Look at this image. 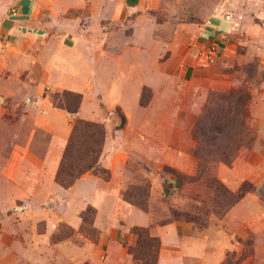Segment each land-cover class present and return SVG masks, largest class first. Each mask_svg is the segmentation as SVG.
Returning a JSON list of instances; mask_svg holds the SVG:
<instances>
[{
	"label": "crops",
	"instance_id": "0c3cea01",
	"mask_svg": "<svg viewBox=\"0 0 264 264\" xmlns=\"http://www.w3.org/2000/svg\"><path fill=\"white\" fill-rule=\"evenodd\" d=\"M160 8H169L166 0H0V264H141L128 251L135 226L160 239L158 264H221L235 236L226 228L246 233L239 226L255 211L249 196L203 230L158 223L167 213L155 205L174 185L165 168L196 170L192 130L215 86L197 74L243 58L245 48L264 62V0H215L203 20L188 23L125 20L129 11L144 17ZM62 91L83 96L76 114L53 105ZM76 119L104 125L98 165L110 179L88 172L65 189L56 175ZM138 170L151 184L149 212L123 198ZM219 171L236 190L240 176ZM16 205L27 213H13ZM89 206L97 241L80 239ZM15 215L23 227L13 225ZM63 231L71 236L54 241Z\"/></svg>",
	"mask_w": 264,
	"mask_h": 264
},
{
	"label": "rangeland",
	"instance_id": "374dc122",
	"mask_svg": "<svg viewBox=\"0 0 264 264\" xmlns=\"http://www.w3.org/2000/svg\"><path fill=\"white\" fill-rule=\"evenodd\" d=\"M166 2L169 8L149 11L144 17H141L140 12L129 11L125 14V20H143V18L144 20H149L153 18L154 20H159L162 24L170 22L188 23L203 20L210 11L208 7L215 0H166ZM72 15L73 13L69 16ZM83 20H87L86 17ZM128 33H132V27H129ZM240 53L244 55L243 58L228 56L212 64L207 72L203 71L197 74V81L202 83H215V86L206 92V99L199 118L205 113L206 106H210L213 113H224L226 115V125L223 135L225 141L222 143L223 145L217 144L216 150L222 149V147L228 150L237 149V156L229 166L221 162H210L208 167L211 174L234 193H238L240 188L245 185L246 189L250 190L246 193L245 197L249 196L251 198L248 204L253 205L255 209L252 214L240 219V225L242 226L239 227H242L241 229H243L244 224H247L244 235L237 234V230L231 227L226 228L227 232L235 236H233L232 244L221 264H224L228 257L232 258V261L237 264H264V62L261 61L258 55L259 51L254 48L250 52L247 48L242 49ZM228 96H231V98L228 99ZM150 100L151 95L148 90L145 94V102L147 105ZM239 103L240 105L238 106ZM231 105L235 107L232 110H230ZM240 112H242V115H239ZM120 115L123 117L121 113ZM193 130L192 150L197 146L193 137ZM208 146L209 150L215 149L212 145ZM192 158L196 167L195 172L193 174H184L174 170L177 175L185 178L197 175L199 161L193 155ZM221 166H226L234 170L240 176V178L237 176L235 178L240 182L236 190H233L221 178L219 171ZM166 169L163 171L173 177L172 173L166 171ZM252 169L254 176L253 179H251L252 176L249 179L248 173L250 171V174H252ZM101 178L106 180L108 177ZM137 179L138 183L130 185L125 191H130L132 198L135 197L139 201L143 199L142 202L147 204L149 212L151 184L144 178V173L140 170H138ZM142 189L149 194L148 198L146 195L144 198L139 196L138 191H142ZM213 198V189L209 188L204 181L194 183L186 181L178 187L174 184L168 190V194L166 192L164 194L162 193L160 198L157 199L155 209L159 212L161 211V213H167V217L161 216L162 218L159 219L158 223L167 224L173 221L191 222L189 218L194 217V208L198 207L201 213L197 215V220L192 223H195L201 230L206 229V227L212 224L211 219L220 221L224 220L228 215L226 214L224 217L219 218L214 214V206H212ZM238 210L239 212L242 210L246 211V205L239 207ZM12 211L15 214L27 213V210L20 205H16ZM96 216L97 210L91 206L87 207L82 213L83 225L80 229L81 240L82 236L92 241L99 239V232L94 227ZM12 221L14 226H24L23 223L21 224L19 222V215ZM248 221L249 223H247ZM70 236V232L63 231L54 235L53 240H62ZM197 263V261L193 262L188 260V264Z\"/></svg>",
	"mask_w": 264,
	"mask_h": 264
},
{
	"label": "trees",
	"instance_id": "16d2710c",
	"mask_svg": "<svg viewBox=\"0 0 264 264\" xmlns=\"http://www.w3.org/2000/svg\"><path fill=\"white\" fill-rule=\"evenodd\" d=\"M147 89L143 91L141 97V105L146 106L145 94ZM228 99L231 96L227 97ZM52 103L55 107L64 109L70 114H76L83 101V96L78 93L70 91H62L54 94L51 97ZM240 103L238 104V106ZM230 110L235 108L230 106ZM242 115V112L239 115ZM226 115L224 113H213L210 106H206L205 113L198 119L193 130V137L197 146L192 150V155L199 161L197 175L194 177L185 178L173 169L167 168L166 171L172 173L174 177V184L176 187L182 185L184 182L194 183L204 181V183L214 191V198L212 199V206H214V214L219 218L224 217L229 211L238 204L250 190L243 185L238 193H234L219 182L209 170L210 162H221L226 165H231L237 156V149H217L216 145H223L224 127L226 125ZM125 119L122 118L124 125ZM105 127L103 124L87 122L81 119H76L74 127L66 146L63 158L61 160L58 173L56 175L57 183L65 188L72 187L78 179L88 172H93L101 177L110 178V173L101 168L98 163L103 151L105 141ZM208 145H212L215 149H208ZM174 174V175H173ZM108 178L106 180H108ZM139 196L149 197L146 191H138ZM125 201L148 212L147 204L135 197L132 198L130 191L123 193ZM146 202V201H145ZM195 215L189 218L191 222L196 221L200 215V208H194ZM131 234L135 239L133 246H130L128 251L133 258L141 264H158L159 251L161 248V241L158 237H152L149 228L133 227ZM224 264H237L228 257Z\"/></svg>",
	"mask_w": 264,
	"mask_h": 264
},
{
	"label": "built area",
	"instance_id": "2783aa9c",
	"mask_svg": "<svg viewBox=\"0 0 264 264\" xmlns=\"http://www.w3.org/2000/svg\"><path fill=\"white\" fill-rule=\"evenodd\" d=\"M13 15H14V16H17V13L14 12ZM210 54H212V53H210ZM212 55H213V54H212Z\"/></svg>",
	"mask_w": 264,
	"mask_h": 264
}]
</instances>
